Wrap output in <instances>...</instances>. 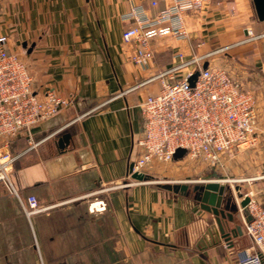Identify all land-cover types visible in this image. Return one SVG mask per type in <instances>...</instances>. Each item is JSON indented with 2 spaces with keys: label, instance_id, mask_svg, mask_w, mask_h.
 <instances>
[{
  "label": "crops",
  "instance_id": "crops-1",
  "mask_svg": "<svg viewBox=\"0 0 264 264\" xmlns=\"http://www.w3.org/2000/svg\"><path fill=\"white\" fill-rule=\"evenodd\" d=\"M171 1L0 0V35H9V52L28 65L36 92L54 89L72 101L35 126L31 140L0 138V147L20 154L14 187L39 202L28 215L0 181V264H238L252 246L242 210L243 234L221 238L196 184L188 193L149 180L125 185L144 132L141 105L160 87L140 83L176 63L177 52H206L224 26L225 0H212L187 17L188 39L156 37L154 66H136L134 45L123 39L132 25L124 15L142 5L154 16ZM228 186L237 195V186ZM100 200L106 209L91 211Z\"/></svg>",
  "mask_w": 264,
  "mask_h": 264
},
{
  "label": "built area",
  "instance_id": "built-area-1",
  "mask_svg": "<svg viewBox=\"0 0 264 264\" xmlns=\"http://www.w3.org/2000/svg\"><path fill=\"white\" fill-rule=\"evenodd\" d=\"M211 2L172 0L154 16L142 5L133 6L124 15L132 25L123 34L124 41L134 45L133 63L151 69L155 63L151 41L167 35L188 39L187 17L201 12ZM252 34L251 29L248 30V37ZM8 41L9 35H0V138L26 136L31 140L35 126L60 113L72 101L54 89L42 95L36 92L28 65L18 54L9 52ZM226 48L229 46L203 53L193 51L189 58L177 52L176 63L140 83L159 82L160 87L141 105L144 132L138 140L139 153L131 163L125 185L141 182L133 178L134 173L150 175L151 169L164 163L187 159L216 163L225 152L252 148L259 143L261 113L255 93L241 86L228 69L214 67L210 61L211 56ZM197 71L199 75L192 86L190 79ZM180 148L185 149L186 154L175 160ZM19 157L20 154L12 153L9 144L0 147V181L17 195L30 215L39 210L37 197L29 195L24 200L11 179ZM245 195L250 197L248 209L252 217L250 221L245 219V230L252 246L239 254L237 263L264 264V203L257 200L253 192ZM90 208L103 211L106 203L96 201Z\"/></svg>",
  "mask_w": 264,
  "mask_h": 264
},
{
  "label": "rangeland",
  "instance_id": "rangeland-1",
  "mask_svg": "<svg viewBox=\"0 0 264 264\" xmlns=\"http://www.w3.org/2000/svg\"><path fill=\"white\" fill-rule=\"evenodd\" d=\"M219 8L223 12L220 19L224 20L221 22L224 26L209 38L205 49L229 48L210 57L212 66L225 67L241 86L253 90L259 111L264 110V37H260L264 34V22L259 21L253 0H225ZM245 28L251 29L253 34L248 37ZM259 129L260 140L255 147L225 152L216 163L191 159L164 163L150 170L149 181L183 180L192 186L207 180H220L226 185L239 186L243 193L253 192L254 197L264 203V112Z\"/></svg>",
  "mask_w": 264,
  "mask_h": 264
},
{
  "label": "water",
  "instance_id": "water-1",
  "mask_svg": "<svg viewBox=\"0 0 264 264\" xmlns=\"http://www.w3.org/2000/svg\"><path fill=\"white\" fill-rule=\"evenodd\" d=\"M254 8L259 21L264 22V0H253ZM207 66V64H206ZM199 75L197 71L190 79L191 85H195V81ZM70 134H64L60 143L63 145L69 141ZM186 154V150L180 148L175 153V160L182 159ZM133 178L139 181H147L151 178L143 172H136ZM159 185L164 189L173 191L175 193H188L192 186L186 182H159ZM194 191L199 192L197 199L200 205L212 213L218 227V233L222 239L231 242L233 237L243 234V225L238 220L239 213L245 216L247 221L252 219L248 209L250 197L245 195L238 186L234 194L231 187L221 183L219 180H209L204 183H197L194 186ZM241 199L240 201L237 199Z\"/></svg>",
  "mask_w": 264,
  "mask_h": 264
},
{
  "label": "flooded vegetation",
  "instance_id": "flooded-vegetation-1",
  "mask_svg": "<svg viewBox=\"0 0 264 264\" xmlns=\"http://www.w3.org/2000/svg\"><path fill=\"white\" fill-rule=\"evenodd\" d=\"M195 186V185H194ZM194 186H193V189H194ZM193 191V190H192ZM197 194H196V197L199 195V192L195 191ZM198 200V199H197Z\"/></svg>",
  "mask_w": 264,
  "mask_h": 264
}]
</instances>
